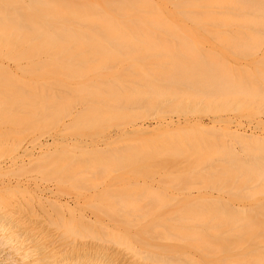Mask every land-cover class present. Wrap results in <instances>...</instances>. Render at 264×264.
Returning a JSON list of instances; mask_svg holds the SVG:
<instances>
[{
  "label": "rangeland",
  "instance_id": "374dc122",
  "mask_svg": "<svg viewBox=\"0 0 264 264\" xmlns=\"http://www.w3.org/2000/svg\"><path fill=\"white\" fill-rule=\"evenodd\" d=\"M28 1L30 2L32 0H0V13L21 16L32 14L33 10L30 11L27 9V11L24 9L29 5ZM55 1L57 2V0ZM64 1L68 2L66 4L69 5L84 4L85 6H89L90 3L92 4L95 1L102 2L103 0H61V2ZM118 1L119 0H110V2ZM128 1L129 3L126 6L127 9L130 10L136 8H131L130 2H137V9H135L133 13L136 12L140 15L153 14V16L156 14L157 16H155V19L159 20L153 23L149 22V26L133 25L130 24L132 22L131 20H129V22L131 21L130 23L126 20L127 22H123L120 26H116L117 28H115L119 29L118 33L120 32V38L151 40V43L153 41L158 42L159 44H165V42L167 43V41L170 42L171 40H174L171 41L172 43L170 42L171 44H173V42L175 43V41H178L177 43L183 41L188 45V48L192 49L193 53L201 56L214 53L219 58V61L225 62L226 66L231 67L234 70L238 68H240L238 70H241V68L244 70L246 68V71H249L251 69L250 66L254 67L257 62L259 63L261 61V64L263 63L262 61H264L262 58L264 56H262L264 50L258 52L250 50L246 54H239L234 47L229 46L230 43L233 42L228 41V39L233 40L240 36L241 38L248 39L251 36V38L248 39V42H250L253 38L252 35L254 32L258 35L255 37H260L262 35L261 29H263V25L260 24L259 26L258 23L257 26H253L256 22L255 18L258 15V12L253 8L246 10L236 9L234 0H182L184 3L181 2V0ZM192 1L194 2L191 3ZM177 2H181V6H183V4H193V7H189L190 11H186L185 14L188 13L191 16L195 15V17L193 16L194 18H192L190 16V18H186L182 16L183 12H180V10L183 8L177 6ZM11 6H13V8H19L12 9ZM21 7L22 9H20ZM172 14L175 16L171 17ZM207 14L212 17L216 16L217 18H222L221 24L219 21H212L219 23L216 25L211 23V16L209 18L204 17ZM199 16L201 19H199ZM0 21L2 20L0 19ZM6 22L51 23L52 21L42 19L28 20L27 18H7ZM75 22L76 21L71 17L65 18L61 22V27H81L85 29L89 28V30L91 28V32L89 31L91 34L98 32L93 31V29L97 30L99 25H95V28V26L91 24L84 23L86 21H81V25H77ZM134 22H136V20ZM138 22L139 20H137L136 23ZM141 22L142 21H140L139 24ZM62 23L64 24L62 25ZM150 23L151 25L154 24V26H151ZM156 23H158V25H156ZM242 23L248 24L243 25ZM85 29L82 31L85 32ZM77 30L81 32L80 28ZM250 31H254L252 35ZM89 32L88 36L90 39L92 35H89ZM77 35H80L81 37V34H78V31ZM96 35L97 34L93 36L95 37ZM99 36L100 34L97 38H99ZM77 37L80 38L79 36ZM225 37L227 39H225ZM87 38L85 37L83 39ZM85 41H82V43L80 42L81 48H79V45H77L78 48L75 46V49H78V53L82 49L85 50ZM90 42L91 41L88 40L87 45L93 46ZM23 43L22 46H28L25 44L26 42ZM62 43H64V46L67 45V47L69 45L66 44L65 41L58 44L62 46ZM81 44H83V47ZM168 44L169 43L166 45ZM87 45L85 46L86 49L88 47ZM17 46L19 47L20 45ZM70 46L68 48H70ZM6 47L5 44L0 43V66L5 69L6 72L4 69L2 70L5 72V75L10 77L4 76L0 79L13 78V81L10 83H8V81L6 84L0 83V103L2 104L0 105V168L9 166L12 170L7 174L0 175V179H21L28 182L30 185H34V183L37 182L41 187L45 189L47 188L46 191L44 190L46 195H51L48 190V188H51L54 191V194L61 199L112 198L120 196L126 199H137L136 201L138 202H135L143 207L142 215L144 214L140 219L142 231L140 230L139 240V245L143 253L149 248H152L153 252L156 251V253H163L161 249L163 246H165L163 249L164 251H167L171 246L173 248L172 243H169L167 238H163L165 227L162 226L163 224L159 225L158 223L160 220L165 219L170 210L174 207L177 208L176 206H179V203L181 207L185 206V201H187V205V203L189 204L191 202L190 200L204 198L207 200L206 207L211 205L212 202H216L218 206L228 208L227 211L233 212L242 222L247 221L246 216L252 217L253 221H255L254 224H259V222L261 223L264 221V176L260 175L257 178H251L247 181L243 180L244 182L231 176L233 178H229L230 180L225 179L226 182L222 181L224 183L221 184L222 186L216 183V180L221 181L224 177L230 174V172L226 173L225 170L224 172L222 171L225 166L224 163L226 164V161L224 162L226 159V157H224L225 152L222 151V149L228 151L227 153H229L232 158L241 159L242 162L238 160L240 161L238 164H245L243 161L246 160L247 162L248 160H257L258 162H261V157L263 155L260 152L264 151L263 100L260 101V98L256 97L253 99L256 100V102L251 101L252 103L250 104L247 100L248 106H245L246 102H244L242 107L240 106L237 108L225 104H214L217 103L215 101L220 102L219 98H213L214 102H207L208 104H205L206 102L197 103L192 109L181 106L174 107L169 104L150 106L143 103L135 104L134 102L132 105H130V103L127 105V102L125 101H121L120 104H117L105 100L100 101V99L98 101L103 103L97 101L98 103L96 102L95 105L93 103L90 105L87 104L90 103L87 102L88 100H86L87 103L85 101L83 102V100L81 101V99H75L74 101V99H72L74 98V89L72 90L73 87L71 88L72 85L67 87L57 84V82L54 83L53 76L52 78H49L50 81L46 83L47 85L44 83L46 81L40 79V82L42 81L43 83L30 80L29 85L24 84L22 82L23 78L26 77L28 79L29 76H27V74L25 76L23 73H28L26 70L31 69L30 65L32 64L30 60L32 58H16L13 55H18L19 53H5L7 51ZM261 47L264 49V42H262ZM85 51H83V53H86ZM56 53L59 52H47L48 55H58ZM65 53L69 54V51ZM31 54L33 55V53ZM36 54L37 53H34V56ZM42 54H44V52ZM60 54L61 53H59V55ZM45 56L46 53L45 55L33 59H44ZM35 61L33 63H36ZM39 61L40 60H38V63H40ZM152 62L153 63L150 66H145L144 68L150 70L149 68L156 66V62ZM108 64L109 70L113 71L124 70L126 68V65L121 62L113 61ZM89 67L91 70L92 66L85 68L88 69ZM249 67L250 69L247 70ZM262 67L264 71V66ZM74 68L72 67L71 70ZM105 70L106 68L103 71ZM91 71H95L94 68H92ZM259 78L260 81L258 83L261 88L264 89V78ZM261 80H263V82H261ZM139 81L141 80L129 77L124 81V85L130 88H141L142 85ZM251 84L252 83L250 82V85ZM11 88L13 91L17 90L23 94L22 99H16L15 102L13 99H10L13 101L12 105H3L4 101H6L5 98H8L7 95ZM103 89H100V91L103 92ZM10 96H12V94H10ZM43 97H46V99L48 98V101ZM42 98L46 101L43 102ZM66 98L70 99V103ZM63 100L68 102V105L66 106H69V108L67 107V109H64L65 104L67 103ZM41 101L42 106L44 107L45 105V109L43 108L44 111L41 108ZM61 101H63L62 104L64 103L63 108L60 107L63 106L60 105ZM228 101L230 102L229 99ZM101 111L107 112L105 115L106 117L97 119L96 121H91L90 119L84 120L85 122L83 123H76L77 117L82 113ZM58 112L60 113L55 118V114ZM109 112L114 116H109ZM135 123L141 124L142 130L132 131V126ZM229 126L231 128L237 126L239 130H244L247 133L251 130H255L258 134L262 135L263 138L250 139V142L252 141V144L250 143V145L248 140H246L247 142L241 140L242 142L244 141L248 143L245 144L244 147L240 139L237 141L238 139L236 140V138H233L234 136L229 133ZM187 133L188 136L190 135V138L185 135ZM194 133L198 137H196ZM179 136L181 138L185 137V139H181ZM199 136L203 138L200 139ZM191 138L193 141L190 140ZM257 141H259L260 144ZM42 142H46L47 146L39 147ZM192 142L193 144L202 143L200 146L204 152L202 157L204 156L205 158H203L206 161L208 160V162H206L202 158L205 161V165H203L204 163L200 165L202 159H200L199 156L198 158L200 161L196 158L194 153L191 154V152H188L190 151V143ZM176 145H181V147L185 149L177 158L170 155L171 149ZM209 145L213 146L212 148L216 150H212ZM247 145H249L251 149L246 148L248 147ZM24 146H28V151L35 152L36 157L37 152L45 150L47 147H50L49 150L52 152L43 156L41 155V157L39 156L40 159L37 157V160L35 157H32L33 155L30 156L28 154L32 160H29L27 155L24 156L25 162L20 163L19 158L16 156ZM253 146L255 149H252ZM229 155L227 156L229 157ZM195 158L197 159V162L199 161L200 163H195ZM247 164L250 165L251 162L250 164L249 162ZM58 166H61V171L57 170L59 169ZM226 166L228 165L226 164ZM220 172H223L224 175ZM204 177L208 178L207 180L209 181H204ZM26 195V192H24L21 187H9L0 190V198L15 199L25 197ZM154 196L162 198V203L159 205H163V202L164 205H166H163V208L160 207L157 209V207H155L147 210L146 206L150 204L149 199L152 200V197ZM164 198H167L168 200ZM172 200L174 203L175 201H180H178L179 203L176 202L177 205L174 206L175 204ZM181 200L184 201L181 202ZM171 202L174 205L169 207L170 205L168 203ZM202 207L204 208V206ZM151 218H153L155 222H159L155 223ZM153 222L154 224H157L156 228L150 227ZM258 224L256 226L261 227L262 223L261 225ZM145 227L147 230H145ZM253 227L255 228V226ZM263 227L260 229L258 228L259 231L255 230L257 229L255 228L253 229V232H257V235H259L260 231H263ZM23 228L22 225L16 224H8L6 228H0V264H30L34 257H39V259L42 258V260L38 261V264L63 263L61 261L62 254L53 253L51 250L47 251V249H44L42 242L29 240L27 238L29 233L24 231ZM243 228H245V225ZM241 229L242 227L237 226V228L233 230H235V233H238ZM221 230L223 233H226L223 228ZM218 231L220 232V230H216V233ZM22 232H24V234L20 236ZM214 232L211 229L208 230V232H205L207 233L206 237L208 239L212 238L211 235ZM221 233L222 232H220V234ZM169 240L173 242L175 239H173V241L171 239ZM199 240L197 239L196 241H193L195 242V245L187 246L188 244H186L185 246L187 247L188 257L190 260L195 261L196 264L197 262L207 264H220L225 262L240 263L241 261L245 262L246 260L255 259L256 256H259L258 259L262 261L260 264H264L263 238H257L250 241L237 238L235 241L239 244L232 245V247L226 245L225 248L222 247V245L218 246L220 248L210 246L208 249L198 248L201 246ZM65 243H67L65 244V247L69 248L72 246V242ZM168 243L169 247L166 245ZM177 243L178 242H176V244ZM176 247L178 248L180 246L176 245ZM129 253V251L124 250L125 256H128ZM101 259L103 264H115L116 262L115 260L113 263L108 256L102 257ZM140 259L142 260L143 258L141 257ZM259 261L257 262L259 263ZM91 263L92 262L89 260L81 259L75 263L67 264Z\"/></svg>",
  "mask_w": 264,
  "mask_h": 264
},
{
  "label": "bare ground",
  "instance_id": "6f19581e",
  "mask_svg": "<svg viewBox=\"0 0 264 264\" xmlns=\"http://www.w3.org/2000/svg\"><path fill=\"white\" fill-rule=\"evenodd\" d=\"M181 2L184 3V1L182 0ZM181 2H177V6L183 8L180 10V12H183L182 16L190 18L191 15H189L188 13L187 15L185 13L186 11H190L189 7H193V4L191 3H193L194 1H192L190 4H183V6H181ZM66 3L68 2H61V0H57V2L55 0H32L29 2V5H27V3V6L25 5L26 8H24L30 11L33 10L32 14L21 16L0 13V19L2 20L0 21V43H3L7 46V51L5 53L16 52V54L19 53L18 55H13L16 58L24 57L29 59L32 58L31 60H33H30L32 64L30 65L31 69L26 70V72L32 74L23 73L25 74V76L26 74L27 76H29L28 79L26 77L23 78L22 82L24 84L29 85L30 80L33 82H40V80H43L46 81L44 83L45 85H47L46 83L50 81L49 78H52L53 76L54 83L57 82V84H61L67 87L72 85L71 88L73 87L72 90L74 89V98L72 99H74V101L75 99H81V101L83 100V102H86V100H88L87 102L90 103H86L90 105L92 103L95 105V103L100 99V101L105 100L107 102L117 104H120L121 101H125L127 102V105L128 103L132 105L134 102L135 104L143 103L150 106L169 104L174 107L181 106L184 108L192 109L196 106L197 103L206 102L205 104H208L214 102L213 98H219L220 102L221 100L222 102L220 103L219 101H215L217 103L214 104H225L237 108L240 106L242 107V104H244V102H246L245 106H248L247 100L250 104L252 103L251 101L256 102V100H253L256 97L260 98V101H264V89H262L260 84L258 83L260 81L259 77L264 78V71L262 67L264 66V61H262L263 63L261 64V61L259 63L257 62L256 65L253 64L254 67L250 66L251 69L250 67L247 68V70L250 69L249 71H246V68L244 70L243 68H241V70H238L240 68L234 70L231 67L226 66L225 62L219 61V58L214 53H209L206 56H201L193 53L192 49L188 48V45L183 41H179V43H177L178 41H175V43L173 42V44H171V41L174 40H171V43L167 41V43H169L168 46L166 45V42L165 44H159L158 42L152 41V44L151 40L125 39L123 37L120 38V32L118 33L119 29L115 28H117L116 26H120L123 22H129V20H131L132 22L130 21V24L137 26H149V22L153 23L159 20L155 19V16H157L156 14H154L153 16V14L140 15L136 12L133 13V11L137 9V2L134 1L130 2L131 8L136 7L133 10L127 9L126 5L129 3L128 0H119L118 2H110V0H103L102 2L95 1L92 4L90 3V5L88 4L90 7L85 6L84 4H82L83 6L79 4L81 5L79 6L78 4L69 5ZM234 3L236 4H234L236 9L246 10L253 8L254 10H256L258 12V15L255 18L257 23L255 22L256 25L254 23L253 26H257L259 23V26L260 24L263 25V29H261L262 35L260 37H255L258 36L256 35V32L250 31L251 35L254 32V34L252 35L253 38L250 42H248V39L251 38L250 35V38L248 39L241 38V36L236 37L233 40L228 39V41L233 42L230 43L229 46L234 47L239 54H246L250 50L254 52L264 50L261 47L262 42H264V1L234 0ZM22 7L20 9H22ZM11 8L14 9L19 7L13 8V6H11ZM209 14L204 17L209 18L211 16ZM173 16L175 15L172 14L171 17ZM193 16L195 17V15ZM193 16L191 17L194 18ZM69 17L76 21L75 24L77 25H81V21H86L84 23L91 24L93 26L99 25V28L97 27L99 30L93 29V31L98 32H92L94 34H91V28L90 30L89 28H86V32L85 28L76 27L77 29L80 28V31L83 33L79 32V30H77L75 27V29L72 27L62 28L61 22L63 21V19ZM213 17L211 16V18L213 19H211V23L216 25L219 23H215L212 21H219L221 24L222 18H217L216 16L214 18ZM7 18H27L28 20L42 19L52 22L8 23L6 22ZM199 19H201V17ZM133 20H136V22L137 20H139V22L142 21L143 23L141 22L139 24V22L136 23ZM63 24L64 23H62V25ZM242 24L247 25L248 23ZM156 25H158V23H156ZM151 26H154V24ZM84 29L85 32L82 31ZM77 31L78 34H81V37L80 35H77ZM88 32L89 35H92L90 39L88 36ZM95 34L97 35L94 37L93 35ZM99 34L100 36L99 38H97ZM75 35L79 36L80 38ZM85 37H88L87 39L91 41L90 43H92L93 46L87 45L88 40L83 39ZM225 39L227 38L225 37ZM62 41H65L66 44H69L68 47L70 45L72 46L68 48L67 45L64 46V43H62L63 45L60 46L58 43ZM82 41H85L84 43H86L84 45V49L86 51L83 49L80 50V52L82 53L81 54L80 52L78 53L77 45H79V48H81L80 42L82 43ZM23 42H26L25 44L28 46H22V44H24ZM17 45H20V48ZM82 45L83 44H81V46ZM86 45L89 48L87 47L86 49ZM75 46L77 47L76 49ZM51 51L59 52L61 54L59 55V53H56L58 55H51V53L50 55H48L49 53L47 54V52ZM67 51H69V54L65 53ZM83 51L88 54L83 53ZM41 52H44V54H42ZM31 53H33V55ZM34 53H37V56L35 55L36 57H40L41 55H45L46 53L45 58L47 60L45 58H37V60L35 59V61L33 59L36 58L34 56ZM263 55L264 54H262V56ZM55 58L58 59L56 60ZM262 58L264 59V56ZM38 60H40V63H38ZM34 61L36 63H33ZM113 61L125 64L126 68L124 70L122 69L118 71L109 70L108 63ZM152 61L156 62V66H154L153 68H149L150 70H146L147 68L144 67L150 66L153 63ZM88 66H92L95 71H91L92 68L90 70V67L88 69L85 68ZM72 67L75 68L71 70ZM105 68L106 70L103 71ZM3 69L4 68L0 66V78L4 76L10 77L8 75H5L6 71L4 69L5 72H3ZM129 77L140 79L141 81L139 82L141 83L142 87L130 88L125 86L124 81ZM12 79L2 78L0 79V83L6 84V82L8 81V83H10L11 81H13ZM53 81L51 80L52 83ZM249 81L252 83L251 85ZM261 82H263V80H261ZM40 83L43 82L41 81ZM102 86L104 89L102 88ZM100 89H103L104 91L102 90L103 92H101ZM10 91L7 95L8 98H5L6 101H4L3 105H12L13 101L15 102L16 99H22L23 94H21L19 91H13L12 88ZM10 94H12V96H10ZM13 96H15L16 98ZM43 98L46 99V97ZM43 98V102H45L46 100L48 101V98L46 100H44ZM10 99H13V101ZM66 99L68 102L70 101L69 98ZM228 99L230 100V102L228 101ZM63 101H61L60 103V105H63L60 106L62 108L64 107V103L62 104ZM67 101H64L65 103H67L65 104L64 109H67V107L69 108V106H66L68 105ZM0 105L2 104L0 103ZM44 107L42 106L41 101L42 110ZM59 113L60 112L55 114L56 116L54 115L55 118ZM106 114L107 112L105 111L82 113L79 115V117H77L76 123H83L85 122L84 120L90 119L91 121H96L97 119L106 117ZM108 115L114 116L111 112H109ZM141 126V124L135 123L132 126V131L142 130ZM237 126L235 128H231L229 126V133L234 136L233 138H236V140L238 139L237 141H239V139L240 141L248 140V143L250 145V143L252 142H250V139L252 140L254 138H263L262 135L258 134L255 130H251L249 133H247L244 130H239ZM188 133L185 135L188 136ZM194 135L196 136L195 133ZM188 137L190 138V135ZM199 137L200 139L203 138L201 136ZM179 138L181 137L179 136ZM181 139H185V137H182ZM190 140H192V138ZM244 141L241 142L245 147V144L248 143H246L247 141ZM257 142L259 143V141ZM201 144H193V142L190 143L191 148L189 149L190 151H188L191 152V154L194 153L198 160L199 158L202 159L204 157H202L204 152L200 147ZM249 145H247L248 147L246 148L251 149ZM46 146V142H42L39 145V147ZM212 147L213 146H211V148ZM49 149L50 147H47L45 150L37 152V157L39 158V156L41 157V155L43 156L47 153L49 154L50 152H52ZM252 149H255L254 146ZM183 150L185 149L182 148L181 145H176L171 149L170 155L177 158ZM212 150L216 149L212 148ZM222 151L225 152V156H223L226 157V159L224 158V162L226 161V164L228 165L226 166V164L224 163L225 168L223 167L222 171L224 172L225 170L226 173L230 172V174H228L229 177L227 175L223 179L221 178V181L216 180L217 182H215L218 185L224 184L223 182H226L225 179L230 180L229 178H233L231 176H234L235 179H239V181L241 182L243 180L247 181L251 178H257L260 175L264 176V151L260 152L263 155L261 157V162H258L257 160V162L248 160L249 164L251 162L250 165L247 164V160L243 161L245 164H238L240 163L241 159L234 157L232 158V156H230L229 153H227L228 151H225V149H222ZM28 154L30 156L33 155L32 157H35L36 160L38 159L35 155V152L28 151V146H24L16 157L19 158L20 163H23L25 162L24 156H27ZM227 155H229V157ZM197 159L195 160V163L197 162ZM29 160H32V158L30 159L29 157ZM202 160V163L199 162L200 160L198 161L200 165H202L206 161L205 159V161ZM206 162H208V160ZM203 165H205V163ZM58 167L59 169H57ZM58 167L56 169L58 171H61V166ZM10 170H12V168H10L9 166L1 167L0 175L7 174ZM223 172L220 173L224 175ZM207 179L208 178H205L203 180L206 181ZM208 181L209 180H207V182ZM213 184L216 185L215 183ZM9 187H21V189H23L27 195L25 197L15 199L0 198V228H6L8 224L22 225L24 227V231L29 233V236L27 237L29 240L42 242L44 249H47V251L51 250L53 253L62 254V264L75 263L76 261L81 259L89 260L92 262L91 264H103L101 262V258L105 256H108V258H110L113 263L116 260L115 264H196L195 261L190 260V258L188 257L186 249L187 247L185 246L186 244H188L187 246L195 245V242L193 241H196L197 239L201 240H199V244H201V246L198 247L200 249H208V247L210 246L220 248L218 246L222 245V247L225 248L226 245L228 247H232V245L239 244L235 241L237 238L244 240L247 239L249 241L253 239L255 240L257 238L264 239V221L261 222L262 225L260 222L259 224H254L255 221H253L252 217L246 216L247 221L242 222L240 218H237L233 212L227 211L228 208L224 206H218L216 202H212L211 205L206 207L207 200H205L204 198L190 200L191 202L189 204L187 203V205V201H185V206L182 207L178 202L180 200L175 201V203L172 200L175 205L171 202L168 203L170 205L169 207L173 205L176 206V202L179 203V206H176L177 208L172 207V210L169 209L171 212L169 211V214L167 213L168 215L165 217V219L160 220V222H156H159V225L163 224L162 226L165 227H163L165 229L163 238H167V241H169V243H172L173 248L171 245V247H169L168 243L166 244L169 247H167V251L163 250L165 246L161 248L163 253H156V251L153 252L152 248H149L143 253L139 245V240L140 230L142 231L140 219L144 214L142 215L143 207L140 204L136 203L138 202L136 201L137 199H126L121 196L112 198L104 197L61 199L54 194V191L51 188H48L51 195H46L44 190L46 191L47 188L45 189L41 187L37 182H35L34 185H30L28 182L21 179H0V190ZM152 198V200L149 199L150 204L146 206L147 210L155 207H157V209L160 207L163 208L164 202L163 205L161 204L162 206L159 205L160 203H162V198H158L157 196H154ZM182 201L184 200H181V202ZM202 206H204V208ZM153 218H151L152 221L154 220ZM154 222L150 226L151 228L157 227V224H154ZM257 224L263 227V231H260L259 235H257V232H253V229L257 228L255 230H258V228H261L260 226L257 227ZM244 225L246 229L243 228ZM237 226L242 227V229L240 230V232L235 233V230L233 229L237 228ZM253 226H255V228ZM222 228L226 233H223V231L221 230ZM210 229L213 232L215 231L211 235V240L206 237L207 233H205ZM145 230H147L146 227ZM216 230H220V232L222 233L220 234V232L218 231L217 234ZM23 234L24 232H22L20 236H22ZM169 239H171L172 241L173 239L175 240L171 242ZM175 241L178 243L176 244ZM65 242H72V246L69 248L65 247V244H67ZM176 245H179L180 247L177 248ZM124 250L130 252L128 256H125ZM141 257L143 258L142 260L140 259ZM258 257L256 256L255 259L246 260L247 262H225L220 264H257V261L260 260L258 259ZM39 260H42V258L39 259V257H34L30 264H38ZM260 262L262 261L260 260L258 264H260ZM197 264L207 263L197 262Z\"/></svg>",
  "mask_w": 264,
  "mask_h": 264
}]
</instances>
